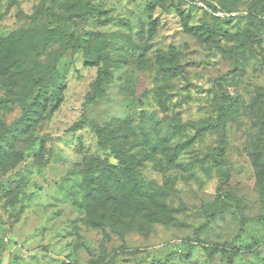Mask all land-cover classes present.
I'll return each instance as SVG.
<instances>
[{"label":"rangeland","instance_id":"obj_1","mask_svg":"<svg viewBox=\"0 0 264 264\" xmlns=\"http://www.w3.org/2000/svg\"><path fill=\"white\" fill-rule=\"evenodd\" d=\"M215 1L243 13L93 0L101 14L84 19L87 0H0V76L16 91L43 77L49 105L1 154L0 264H264V0ZM43 27L60 29L48 45ZM226 97L238 108L221 124ZM25 102L0 107V131ZM94 158L117 175L90 194Z\"/></svg>","mask_w":264,"mask_h":264},{"label":"trees","instance_id":"obj_2","mask_svg":"<svg viewBox=\"0 0 264 264\" xmlns=\"http://www.w3.org/2000/svg\"><path fill=\"white\" fill-rule=\"evenodd\" d=\"M202 2L207 6V9L203 8L207 13L212 14V16L215 19H222L226 21H232L237 16H241V13L238 9L235 7H227L223 5L222 3H219L215 0H192V2ZM86 5L88 7V10L82 12L80 15L87 19L89 17H92L93 15H100L101 14V7L93 2V0H87ZM222 12L224 13V16L218 15L216 13ZM248 15L251 13L249 11ZM194 28V27H191ZM208 31L209 33L215 34L216 29L208 25ZM38 32H48L45 37H38L37 42L39 44L48 45L50 40L54 39L58 36L60 29L57 27L50 28V27H43L39 28ZM2 43V42H1ZM4 44V43H2ZM65 49H68V45H65ZM107 70V67H104L103 69H100L98 72V77L96 80L91 82V90L87 93L86 97L88 100L96 97L97 93L103 89V84H105L106 74L105 71ZM0 84L5 86V88L11 89V85L9 83V80L6 77L0 76ZM43 84H44V78H32L27 83L23 85V87L20 90H12L13 93L16 94V97L14 99L6 98L1 99L0 98V107L6 106L9 102L15 101V102H21L25 101L24 109L25 113L24 115L14 122L12 126H5L0 131V164H2L1 160V154L6 148L7 142L12 141V136L15 132V129L18 128L19 124L24 122L25 119L31 118V120H36L37 118L43 117L47 110L49 109V105L47 104V100L45 99V93L43 92ZM227 100L224 101L220 108H219V117L221 119V124H224L226 122V117L235 112L238 108V102L236 97H226ZM61 99L59 98L57 103L51 106L50 110L54 111L57 109L60 105ZM39 108V110L37 109ZM92 123V121L88 118L81 119L80 121L75 123V127L78 128L84 124ZM95 130L98 133V138L100 143L104 148H107L109 146V143L106 138V134L104 130L98 126L94 127ZM113 144V142H111ZM6 145V146H5ZM115 146V145H114ZM263 149V148H262ZM115 157H117L120 161H126L125 158L121 154V150L119 148H114ZM264 153V150H263ZM127 165V163H126ZM116 165L111 164L109 162L108 158H94L92 159V163L87 166V172H86V183L85 187L87 188L88 192L92 194L97 186V183H99L100 179L102 178H109L114 175H117L114 168ZM257 169H258V191L264 195V154L261 160L257 163ZM128 169V168H127ZM137 186L140 188V184L137 183ZM136 193V196L142 197L144 193L141 189H138ZM161 215V214H160ZM159 218H161L159 215H157ZM158 217H154L156 220Z\"/></svg>","mask_w":264,"mask_h":264},{"label":"built area","instance_id":"obj_3","mask_svg":"<svg viewBox=\"0 0 264 264\" xmlns=\"http://www.w3.org/2000/svg\"><path fill=\"white\" fill-rule=\"evenodd\" d=\"M200 3V5L202 6V7H204L205 9H207V6L204 4V3H202V2H199ZM216 14H218V15H224V13H222V12H218V13H216Z\"/></svg>","mask_w":264,"mask_h":264}]
</instances>
